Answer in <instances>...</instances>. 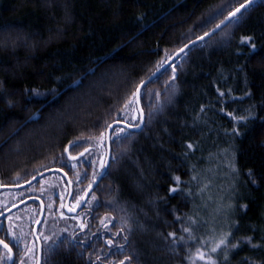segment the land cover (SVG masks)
<instances>
[{"label": "trees", "instance_id": "16d2710c", "mask_svg": "<svg viewBox=\"0 0 264 264\" xmlns=\"http://www.w3.org/2000/svg\"><path fill=\"white\" fill-rule=\"evenodd\" d=\"M244 2L0 0V186L60 169L79 199L104 161L106 125L138 123L135 101L124 104L140 81ZM157 77L143 89L142 129L110 133L109 164L80 211L79 234L65 219L43 233L65 196L58 172L20 189L45 205L40 264H264V0ZM69 141L79 145L70 155L88 148L84 157L67 159ZM52 182L56 195L47 194ZM45 237L57 240L55 253Z\"/></svg>", "mask_w": 264, "mask_h": 264}, {"label": "flooded vegetation", "instance_id": "af4514ba", "mask_svg": "<svg viewBox=\"0 0 264 264\" xmlns=\"http://www.w3.org/2000/svg\"><path fill=\"white\" fill-rule=\"evenodd\" d=\"M60 186L61 185L58 182L50 183L46 188L47 194L56 195V192L59 189L58 187H60ZM65 186H66L65 196L62 200L60 207L50 208V210L48 211V213L46 215L45 225L43 227V233L45 236L47 234H50V231H51V229L54 225V221L56 219H59L60 221L65 219L66 223L68 221L70 222L71 217L79 216L80 211L83 209L84 205L75 215H68L65 212L64 203H65L67 193H68L67 183ZM25 188H23V189H25ZM23 189H21V190H23ZM21 190L20 189L3 190V191H1L2 194L0 192V213L4 212L8 208L14 206L15 204H17V203H19V202H21L27 198H38L42 201V204H43V216H42V219H43L44 212H45V205H44V202L42 200V197L40 196L41 193H39L40 195H38V196L34 195V194L26 195ZM54 190H56V191L54 192ZM20 191L23 192L21 195L22 197L17 199V197H19L18 194ZM82 196L80 198H82ZM32 202H35L36 206L31 204ZM76 202H77V200L76 201L72 200V193H71V197L69 200V206L71 208L76 207ZM35 211H37V217H38L39 211H40V205L37 201H30V202L23 204L19 208L13 210L12 212L8 213L4 217L0 218V238L5 239V242L9 244V247L12 248V255H13L11 261L9 262V260L7 258V250L4 249L0 245V248L2 249V250H0V264H21V261H23V264H36V261H37V243H36V240L33 236V225L36 222L37 217H36L35 222L31 226L30 232H28L26 229V226L28 225L29 220H31L33 213ZM11 214H13V215L10 218H8ZM42 219H41V222H42ZM41 222H40V224H41ZM71 223H69L70 225L68 226V231L71 232L73 235L79 234L80 230H79V228H77L78 219L72 220ZM10 225L12 226V231L15 233V235L17 237H19V240H13L10 236L6 235ZM38 229H39V227H38ZM37 236H38V239L40 241L41 251H42V243H41V239H40L38 231H37ZM29 249H31V251H29Z\"/></svg>", "mask_w": 264, "mask_h": 264}, {"label": "snow or ice", "instance_id": "6c2138e0", "mask_svg": "<svg viewBox=\"0 0 264 264\" xmlns=\"http://www.w3.org/2000/svg\"><path fill=\"white\" fill-rule=\"evenodd\" d=\"M253 3H255V0H245V3L240 4L239 7L233 9L232 11H229L228 15L225 16L223 20H220V22L217 23L214 28L210 29L209 31L204 32L203 36L198 37V39L199 40H204L205 37H208L210 35H215L216 31L220 30L222 25L226 28L230 24H232L234 22V18H235L236 21H238L239 20V14H241L242 10H246ZM221 14H222V10H217L216 13L214 15L210 16V19L205 22V25L207 23H210L212 19H215L216 17H218ZM226 21L228 22L227 24L225 23ZM245 40H246V42L251 43V38H245ZM242 42H245V41L242 40ZM192 43L194 44L195 41H193ZM185 47H187V45H185ZM254 53H255V45L252 44V54H254ZM162 66H163V62L161 63V67ZM176 70L177 69L175 67H173V69H172L173 76L171 77L172 80H175V78H176L175 77ZM157 71H159V69H157ZM155 79H158V77L156 76V72H153V73H151L148 76V78L146 80H141L140 84L136 87L135 91L132 93L133 99L132 100H126L124 106L128 107L131 103H133V101L139 103V101L143 98V89L147 88V85L149 83L154 82ZM151 94H152V92L150 90L149 91V95H151ZM155 96L157 98V102H156V105L153 106V109L154 110H159L161 93L159 91H156L155 92ZM151 111L152 110L149 111V116H151ZM143 115H144L143 111H141V113H140L141 121L143 120ZM106 126L110 128L111 124H107ZM139 126H140L139 124L135 125V127H139ZM121 132H123V129H121ZM117 138H119V137H117ZM100 139H101V142H102L103 141V133L100 134ZM78 146L79 145L76 142L69 141L68 142V146H66L64 148V152L67 153V152H69L70 148H75V147H78ZM188 147L191 148L192 145L189 144ZM87 151H88V149L85 148L84 152L79 153V156L80 157H84L85 152H87ZM77 158H78L77 156L69 155V160H76ZM113 159H115V157H113ZM105 164H106V161H102L100 167L103 169L105 167ZM73 167H75V165H73ZM102 175H103V173H98V172H94L93 173L92 181L88 185V188L90 190L92 188V184L96 182L97 176H102ZM77 177L79 178V173H77ZM177 180H178V178H177ZM170 191L175 192L176 189L172 188V189H170ZM82 200H83V198L77 199L76 207L80 206ZM94 201H96L95 195L92 196L91 200L87 201L88 211L89 212H91L93 210V202ZM70 210H74V209H70ZM0 215H2V213H0ZM101 224H104V220H101ZM105 227H106V225H105ZM83 228H84V224L82 223L81 224V229L83 230ZM183 232L184 233H188L189 237L193 241H195L196 238L192 235L191 230L189 228H187V227L183 228ZM6 235L10 236L13 240H19V237H17L15 235V233L12 231V226L11 225L9 226V229H8V232H7ZM168 235L170 237H175V233H169ZM126 239H127V237H125V240ZM179 239H180V241H184L185 237L181 236ZM45 240L48 243L49 252L50 253H55V251H56V249L58 247L57 240L50 239L48 237H45ZM107 243L109 245H111L112 241H108ZM201 243H203V241H201ZM224 244H225V240L221 239L218 243H216L215 247L211 248V252L212 253L217 252V250ZM0 245H2L3 248L7 250V258H8V260H11L12 259V248L9 247V244L6 243L5 239H3V238H0ZM120 247H123V245H120ZM29 251H31V249H29ZM97 259H99V256H97ZM196 259H198V260H205L206 259L205 253L203 251H201L199 247L196 249ZM208 259H210V257ZM127 260H130V257H125L124 260L119 261L118 264H125V261H127ZM21 264H23V261H21Z\"/></svg>", "mask_w": 264, "mask_h": 264}, {"label": "water", "instance_id": "95a60500", "mask_svg": "<svg viewBox=\"0 0 264 264\" xmlns=\"http://www.w3.org/2000/svg\"><path fill=\"white\" fill-rule=\"evenodd\" d=\"M256 1V0H255ZM245 3V2H244ZM239 7V6H238ZM237 8V7H236ZM243 11V10H242ZM224 19V18H223ZM222 19V20H223ZM226 24L228 23L227 21L225 22ZM215 27V26H214ZM213 27V28H214ZM224 26L222 25L221 26V29L223 28ZM220 29V30H221ZM220 30H217L216 33ZM203 36V35H201ZM213 35H210L208 37H205L206 38H209ZM204 39V40H205ZM195 41V43L193 44L192 42ZM201 41L203 40H199L198 38L190 41L189 43H187V47H185V45L180 48L176 53H174L164 64L163 66L157 68L159 69V71H157V69L154 71L156 72V76L159 75L166 67H168L169 65H171L179 56H181V54L183 52H185L187 49H189L190 47H192L193 45H196L198 43H200ZM148 78V77H147ZM146 78V79H147ZM145 79V80H146ZM136 103V109H137V112H138V116H139V120H138V123L140 126L139 127H135V125H130V124H127L125 122H122V121H114L111 123V127H107L106 131H105V158H104V161H106V164H105V167L102 169H100L99 173H105L107 167H108V164H109V159H110V133L112 131V129L114 127H122V128H125L129 131H140L143 127V124H144V115H143V120L141 121L140 119V113L142 111V107H141V104H140V101L139 103L135 102ZM144 114V113H143ZM136 124V125H137ZM88 149V148H87ZM85 150V149H84ZM84 150H82L81 152H84ZM79 152V153H81ZM79 153H77L76 155H73V156H77L79 158H81L79 156ZM86 153V152H85ZM69 152H65V156L67 157V159H69ZM53 172H58L66 181L67 183V187H68V193H67V197H66V200H65V203H64V209H65V212L68 214V215H75L81 208L82 206L84 205V203L86 202L89 194L92 192V190L94 189V187L97 185V183L101 180L102 176H97L96 178V182L92 184V188L91 190L89 188L86 189V191L84 192L82 198L83 200L81 201V204L79 207H74V208H71L69 206V200H70V197H71V193H72V184L68 178V176L60 169H49V170H46V171H43L41 173H38L37 175H35L34 177H32L31 179H29L28 181L22 183V184H19V185H4V186H0V192L3 191V190H17V189H23L29 185H31L32 183H34L36 180L40 179L41 177L45 176V175H48L50 173H53ZM30 201H37L40 205V211H39V215L37 217V220L36 222L34 223L33 225V236L36 240V243H37V261H36V264H40V260H41V244H40V241L38 239V236H37V231H38V227L40 225V222H41V219H42V216H43V204H42V201L38 198H27L17 204H15L14 206L8 208L7 210H5L4 212H2V215H0V218L4 217L5 215H7L8 213L12 212L13 210L19 208L20 206H22L23 204L27 203V202H30ZM70 209H74V210H70ZM2 246V245H1ZM3 247V246H2ZM13 256V255H12ZM11 260H9L10 262Z\"/></svg>", "mask_w": 264, "mask_h": 264}, {"label": "rangeland", "instance_id": "374dc122", "mask_svg": "<svg viewBox=\"0 0 264 264\" xmlns=\"http://www.w3.org/2000/svg\"><path fill=\"white\" fill-rule=\"evenodd\" d=\"M13 214H11L8 218H10L11 216H12ZM79 218H80V215L79 216H76V217H71V220H79Z\"/></svg>", "mask_w": 264, "mask_h": 264}, {"label": "bare ground", "instance_id": "6f19581e", "mask_svg": "<svg viewBox=\"0 0 264 264\" xmlns=\"http://www.w3.org/2000/svg\"><path fill=\"white\" fill-rule=\"evenodd\" d=\"M43 172V171H42Z\"/></svg>", "mask_w": 264, "mask_h": 264}]
</instances>
